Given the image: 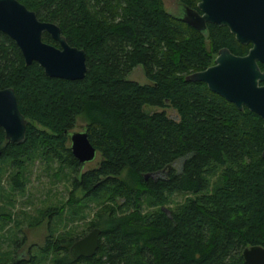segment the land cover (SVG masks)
Wrapping results in <instances>:
<instances>
[{
  "label": "trees",
  "instance_id": "trees-1",
  "mask_svg": "<svg viewBox=\"0 0 264 264\" xmlns=\"http://www.w3.org/2000/svg\"><path fill=\"white\" fill-rule=\"evenodd\" d=\"M18 1L85 51V72L79 79L47 76L0 31V87L13 88L26 119L19 142L6 141L0 126V161L16 168L10 180L21 189L27 158L57 160L72 173L68 200L81 189L99 205L87 229H100L93 255L68 253L84 233L47 238L39 252L56 253V264H245L243 246L264 247L262 119L204 82L184 79L211 64L219 47L243 54L247 45L216 23L207 22L202 34L166 11L163 0ZM179 1L195 7L197 0ZM41 39L57 44L46 31ZM137 64L143 82L126 77ZM144 104L171 106L178 117ZM77 115L98 154L83 170L65 132ZM177 192L184 199L166 210ZM16 257V264L36 259L17 248L11 262Z\"/></svg>",
  "mask_w": 264,
  "mask_h": 264
},
{
  "label": "water",
  "instance_id": "water-1",
  "mask_svg": "<svg viewBox=\"0 0 264 264\" xmlns=\"http://www.w3.org/2000/svg\"><path fill=\"white\" fill-rule=\"evenodd\" d=\"M171 1L169 6L164 4L165 10L202 34L207 33V22L216 23L226 26L238 42L250 41L251 45L244 54L232 53L226 46L219 47L211 64L188 72L184 79L204 82L209 90L232 102L238 109L245 106L262 119L264 127V72L256 63V60L264 61V0H197L195 7L179 0ZM0 31L14 40L26 64L36 61L45 75L65 79L83 77L85 51L69 44L57 24L38 19L35 11L20 1L0 0ZM42 31H46L57 44L43 41ZM25 122L13 88L0 87V126L4 139L21 141ZM65 132L68 147L78 161L83 163L94 158L95 147L87 139L84 129ZM260 154L264 159V143ZM162 171L163 168L152 175ZM99 231L98 226H93L73 240L68 247L69 255L72 258L93 255ZM241 256L245 264H264V247L260 244L245 245ZM17 259L11 264H16Z\"/></svg>",
  "mask_w": 264,
  "mask_h": 264
},
{
  "label": "rangeland",
  "instance_id": "rangeland-1",
  "mask_svg": "<svg viewBox=\"0 0 264 264\" xmlns=\"http://www.w3.org/2000/svg\"><path fill=\"white\" fill-rule=\"evenodd\" d=\"M163 1L167 6L172 4L171 0ZM126 77L139 82L145 81L139 64ZM142 107L147 111L163 109L168 116L178 117L175 109L168 105L144 104ZM84 123V119L77 115L71 130L83 129ZM97 159L96 152L94 158L83 162L79 169L93 165ZM15 170L8 159L0 161V214H4L0 218V264L11 262L16 248L25 258L35 254V262L25 264H56L53 260L56 253H40L38 247L43 246L47 238H71L87 232L99 205L92 200L85 201L81 189L74 191L76 201L68 200L69 178L72 173L57 160L40 154L27 158L19 171L22 178L21 189L12 188L10 177ZM124 172L125 170L121 174ZM215 176H210L212 182ZM184 197L185 194L180 192L173 193L164 208L167 210L169 206L174 207ZM46 207H50V211ZM20 239L22 241L13 247V241L18 242Z\"/></svg>",
  "mask_w": 264,
  "mask_h": 264
},
{
  "label": "flooded vegetation",
  "instance_id": "flooded-vegetation-1",
  "mask_svg": "<svg viewBox=\"0 0 264 264\" xmlns=\"http://www.w3.org/2000/svg\"><path fill=\"white\" fill-rule=\"evenodd\" d=\"M242 44L247 45L246 50H245V52H244V53H246L247 50H248V48H249V46L251 45V43H250V41H248L247 43H242ZM244 53H243V54H244ZM256 63H257V65H258L260 71H263V72H264V61H262V60H256ZM262 83H264V81H263Z\"/></svg>",
  "mask_w": 264,
  "mask_h": 264
}]
</instances>
